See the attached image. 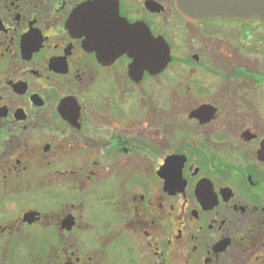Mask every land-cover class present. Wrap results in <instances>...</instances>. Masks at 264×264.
Segmentation results:
<instances>
[{
  "label": "flooded vegetation",
  "instance_id": "obj_1",
  "mask_svg": "<svg viewBox=\"0 0 264 264\" xmlns=\"http://www.w3.org/2000/svg\"><path fill=\"white\" fill-rule=\"evenodd\" d=\"M178 1L0 0V264H264V23Z\"/></svg>",
  "mask_w": 264,
  "mask_h": 264
},
{
  "label": "water",
  "instance_id": "obj_2",
  "mask_svg": "<svg viewBox=\"0 0 264 264\" xmlns=\"http://www.w3.org/2000/svg\"><path fill=\"white\" fill-rule=\"evenodd\" d=\"M177 3L180 13L194 20L199 17H228L247 21L256 19L264 23V0H179ZM95 9L96 7L89 5L77 11L72 23L74 29L89 35L88 40L95 46L98 40H102L104 45H129L128 39L119 37L106 27L107 23L95 19ZM109 24H113V21Z\"/></svg>",
  "mask_w": 264,
  "mask_h": 264
}]
</instances>
